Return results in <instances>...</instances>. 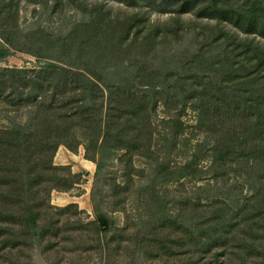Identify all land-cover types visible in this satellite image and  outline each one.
<instances>
[{"label":"rangeland","instance_id":"obj_1","mask_svg":"<svg viewBox=\"0 0 264 264\" xmlns=\"http://www.w3.org/2000/svg\"><path fill=\"white\" fill-rule=\"evenodd\" d=\"M181 4L0 0V127L43 128L37 104L7 97L8 70L98 76L115 115L100 152V130L78 116L52 158L42 139L16 162L0 155V264H264V76L244 80L254 68L216 43L229 32L264 49V37ZM46 73L48 94L74 95L78 114L106 112L105 87L83 93L86 80Z\"/></svg>","mask_w":264,"mask_h":264},{"label":"trees","instance_id":"obj_2","mask_svg":"<svg viewBox=\"0 0 264 264\" xmlns=\"http://www.w3.org/2000/svg\"><path fill=\"white\" fill-rule=\"evenodd\" d=\"M119 2H123L128 6L132 7H140L141 5H147L151 9L158 11L160 13H175L173 11V7L176 6L177 3H182L181 7L183 10L187 9L188 11H194L197 9L198 15L200 18L210 19V20H217L220 22H227L232 24L235 28L241 30L243 33L252 35V34H259L260 36L264 37V0H117ZM146 3V4H145ZM186 11V10H185ZM107 18L106 16H104ZM106 20V19H105ZM103 21V20H101ZM108 22V27L114 29L117 32L119 27H123L127 30L132 29V26H129V20L123 21L122 19L118 20L117 23L119 25H115L114 21L110 19ZM114 23V25H112ZM97 26V24L95 23ZM168 26H172L169 24ZM147 28L140 31H146ZM160 31L156 33L161 35L163 38H168L166 35V30L164 32ZM121 33V32H120ZM224 37L220 40H216L217 42L223 41L228 42L229 47L235 48V50L239 51L237 53V58H240V61L244 63V70L247 71L250 67L254 68L252 71H248L244 76L243 79L249 81L255 75H263L264 70H260L264 66V49L261 47H256L253 42L249 40H242L237 39V37L230 35L229 32H223ZM123 34V33H122ZM0 56L3 54L0 52ZM235 57V56H234ZM235 57V58H236ZM47 70V71H46ZM49 70V71H48ZM48 72V73H46ZM46 73L48 76H55L61 80L63 77L66 83V77L72 76L74 79L80 78V80H86L89 85H85L83 88V93L89 87L91 90L99 91L100 93L103 92L101 89L105 87V91L108 90L106 87H110L108 82H105L102 78L98 76L96 77L95 81L92 78H88L87 76L83 75V73L76 72L73 73L67 68L57 67V66H49L47 69H43L36 77H31L27 72L21 70H8L7 73L11 77V80L4 81L5 88L12 89L11 93L7 95L9 99L12 100L13 103L18 102L16 105H23V104H37L38 111L35 115L34 121H37L39 125H42L43 128H36L34 131L30 126L25 125H14L9 128L0 127V155L9 158L12 163L20 160L21 157L26 156L32 153V144L31 141L38 142V148L43 150L46 148L47 142H52L51 147V158L54 156L56 150L61 144H65L62 140H58V137H66L70 134L74 136V132H72L71 125H69L68 121H73V118L81 116L85 120L93 123L94 130L96 133L100 134L97 137V140H102V144L99 148V152L103 149V144L106 145L108 142V135L111 130L110 126H108L107 120L110 121L112 124L111 117H115L114 112L111 111V104L110 100L114 99L112 97V91L108 90V95H105L103 98L105 101L104 108L106 112H103L100 108L96 111V114L89 109H87L86 104L82 109L84 112L82 115L78 114L75 110L77 106L75 101V96L70 95L66 96L65 94H59L58 90L53 94H48L49 88L45 89L46 84L49 82L50 78H46V81L40 79V75ZM91 84V85H90ZM31 88V91L29 90ZM47 91V92H45ZM5 90L3 86H0V99L6 96ZM106 97V98H105ZM109 97V98H108ZM112 97V98H110ZM18 98V99H17ZM258 98H264V96H259ZM85 100L88 97L84 98ZM257 101V100H256ZM86 102V101H85ZM84 103V102H83ZM63 104V106H62ZM89 104V102L87 103ZM256 105V104H255ZM95 106V104H94ZM260 106H256L259 109ZM61 109H65V114L59 116V112ZM58 116L56 117L55 115ZM107 115V116H106ZM81 118V119H83ZM257 126L263 125L264 126V112L259 113L257 120ZM262 132L261 134H263ZM259 137L264 139L259 134ZM229 149V148H228ZM262 153V154H261ZM258 155L255 158H260L264 161V147L257 152ZM7 164H4L3 167L0 166V172L5 170ZM10 168V166H9ZM9 171V169H8ZM2 179L0 178V181ZM264 183V180H262ZM260 194V193H259ZM255 196V203L263 204L264 205V195L261 196V202L257 200L258 196ZM264 194V193H263ZM260 198V197H259ZM11 203H15V201L10 198ZM257 200V202H256ZM100 223L102 226H106L107 222L104 218L100 219ZM220 240L223 238L219 235ZM213 246V245H212ZM211 246V247H212ZM263 246V245H262ZM209 250L211 249L209 244Z\"/></svg>","mask_w":264,"mask_h":264}]
</instances>
